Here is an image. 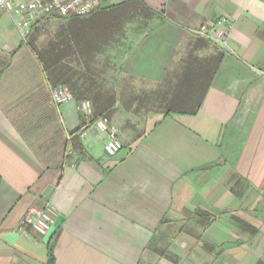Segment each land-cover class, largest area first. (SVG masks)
<instances>
[{"label": "crops", "instance_id": "obj_1", "mask_svg": "<svg viewBox=\"0 0 264 264\" xmlns=\"http://www.w3.org/2000/svg\"><path fill=\"white\" fill-rule=\"evenodd\" d=\"M220 18L225 44L198 34ZM56 87L72 100L52 105ZM31 207L51 210L47 236L20 233ZM49 252L54 264H264V0H99L25 39L0 13V264Z\"/></svg>", "mask_w": 264, "mask_h": 264}, {"label": "built area", "instance_id": "obj_2", "mask_svg": "<svg viewBox=\"0 0 264 264\" xmlns=\"http://www.w3.org/2000/svg\"><path fill=\"white\" fill-rule=\"evenodd\" d=\"M99 0H0V13L10 16L15 26L25 39L28 29L37 22L48 18L84 17L94 12ZM231 23L226 18H220L213 27L203 25L198 34L203 38L215 39L226 43ZM72 100L71 94L63 87L50 90V101L54 106H60ZM79 110L86 117L91 113L89 102H81ZM95 128L106 136L105 153L114 157L122 149L117 140L115 129L106 117L99 118ZM51 210L31 207L27 210L20 227V233L27 238L47 236L52 224Z\"/></svg>", "mask_w": 264, "mask_h": 264}, {"label": "water", "instance_id": "obj_3", "mask_svg": "<svg viewBox=\"0 0 264 264\" xmlns=\"http://www.w3.org/2000/svg\"><path fill=\"white\" fill-rule=\"evenodd\" d=\"M50 195H51V190L48 188L42 194L44 201H48L50 198Z\"/></svg>", "mask_w": 264, "mask_h": 264}, {"label": "trees", "instance_id": "obj_4", "mask_svg": "<svg viewBox=\"0 0 264 264\" xmlns=\"http://www.w3.org/2000/svg\"><path fill=\"white\" fill-rule=\"evenodd\" d=\"M47 264H54V257L51 252L48 253Z\"/></svg>", "mask_w": 264, "mask_h": 264}]
</instances>
